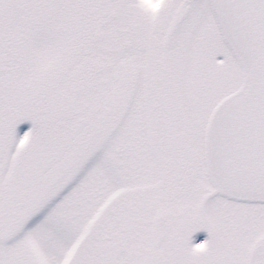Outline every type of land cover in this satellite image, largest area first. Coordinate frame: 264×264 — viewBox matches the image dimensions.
<instances>
[{
	"label": "snow or ice",
	"instance_id": "obj_1",
	"mask_svg": "<svg viewBox=\"0 0 264 264\" xmlns=\"http://www.w3.org/2000/svg\"><path fill=\"white\" fill-rule=\"evenodd\" d=\"M0 264H264V0H0Z\"/></svg>",
	"mask_w": 264,
	"mask_h": 264
}]
</instances>
